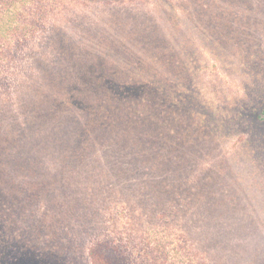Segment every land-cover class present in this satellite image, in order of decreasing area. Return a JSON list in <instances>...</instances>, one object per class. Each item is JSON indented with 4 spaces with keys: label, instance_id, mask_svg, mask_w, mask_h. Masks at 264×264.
<instances>
[{
    "label": "rangeland",
    "instance_id": "1",
    "mask_svg": "<svg viewBox=\"0 0 264 264\" xmlns=\"http://www.w3.org/2000/svg\"><path fill=\"white\" fill-rule=\"evenodd\" d=\"M156 1L27 0L33 31L13 42L24 49L0 66V264H91L89 248L98 240L117 244L130 264H264V0ZM174 14L181 30L192 26L222 42L215 55L199 54L202 88L239 92L263 119L244 122L238 146L229 141L200 155L199 164L209 165L240 148L250 166L234 168L238 180L230 174L223 209L202 204L181 220L159 216L154 190L96 176L98 185L83 167H72L67 147L55 142L70 118L36 115L74 78V52L112 40L118 24L129 31L137 25L138 34L146 24L162 32ZM198 170H184V177Z\"/></svg>",
    "mask_w": 264,
    "mask_h": 264
},
{
    "label": "trees",
    "instance_id": "2",
    "mask_svg": "<svg viewBox=\"0 0 264 264\" xmlns=\"http://www.w3.org/2000/svg\"><path fill=\"white\" fill-rule=\"evenodd\" d=\"M156 2L166 6L164 0ZM29 6L27 0H0V66L24 49L13 42L33 31ZM175 15L166 19L162 32L147 24L139 34L137 25L130 31L114 25L112 40L102 38L100 47L79 51L81 56L74 52L69 57L74 78L59 96L51 93L49 104L38 107L36 115L41 120L56 114L70 118L62 122L55 142L67 147L65 159L72 167H83L94 182L97 176L105 184L154 190L159 216L181 220L202 204L223 209L230 174L238 180L234 168L250 166L240 148L209 165L199 164L200 155L222 150L229 141L238 146L244 122L263 119L262 110L255 116L254 106L244 107L239 92L229 97L224 86L222 91L202 88L205 67L199 54L215 55L222 42L216 35L205 39L192 26L181 30L171 18ZM255 130L251 136L257 138ZM93 155L101 158L90 161ZM194 169L199 170L184 177V170ZM159 252L166 254L164 247ZM89 256L91 264H130L109 240L92 244Z\"/></svg>",
    "mask_w": 264,
    "mask_h": 264
}]
</instances>
